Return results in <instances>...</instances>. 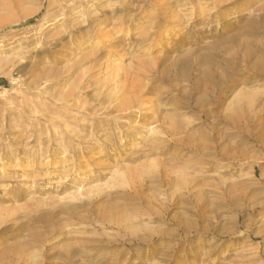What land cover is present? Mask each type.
<instances>
[{"label":"rangeland","instance_id":"374dc122","mask_svg":"<svg viewBox=\"0 0 264 264\" xmlns=\"http://www.w3.org/2000/svg\"><path fill=\"white\" fill-rule=\"evenodd\" d=\"M0 57V264H264V0H0Z\"/></svg>","mask_w":264,"mask_h":264},{"label":"bare ground","instance_id":"6f19581e","mask_svg":"<svg viewBox=\"0 0 264 264\" xmlns=\"http://www.w3.org/2000/svg\"><path fill=\"white\" fill-rule=\"evenodd\" d=\"M35 4V3H34ZM110 5V4H109ZM30 7V6H29ZM40 7V6H39ZM100 7V6H99ZM102 7H104V6H102ZM38 9V8H37ZM37 9L36 10H34L33 9V11H29V9H28V12L29 13H31V14H25V18H27V17H31V15L33 14V12H35V11H37ZM49 9H51V7L50 8H48V10ZM48 13V12H47ZM48 14H50V12L48 13ZM51 15V14H50ZM49 15V16H50ZM96 16H97V14H96ZM48 17V16H47ZM47 17H45V18H47ZM99 18H100V16H98ZM49 18V17H48ZM105 19V18H104ZM20 22V21H19ZM21 22H22V20H21ZM76 22V23H75ZM74 23L75 24H77V22L78 21H75ZM79 23H81V22H79ZM72 24H73V22H72ZM96 28V27H95ZM94 30H96V29H94ZM100 31H102V30H100ZM100 31H98L99 33H101ZM103 33V32H102ZM106 33V32H105ZM95 34H96V32H95ZM107 34H108V32H107ZM81 35V34H80ZM97 35H99V36H101L100 34H98L97 33ZM103 35V34H102ZM98 36V37H99ZM109 36V35H108ZM100 38V37H99ZM103 38V37H102ZM104 39V38H103ZM102 40V39H101ZM103 41V40H102ZM101 41V42H102ZM106 41V40H105ZM108 41V40H107ZM109 41H110V39H109ZM99 45V44H98ZM99 47V46H98ZM16 58V57H15ZM13 70H14V68H13V66H12V62H11V60L8 58V57H0V75H2L3 77H8V76H10L12 73H13Z\"/></svg>","mask_w":264,"mask_h":264}]
</instances>
